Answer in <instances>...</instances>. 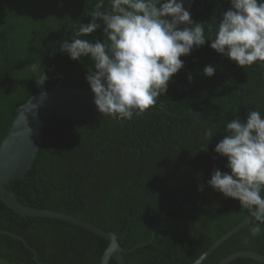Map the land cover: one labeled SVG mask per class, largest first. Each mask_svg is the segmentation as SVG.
<instances>
[{
	"label": "trees",
	"instance_id": "16d2710c",
	"mask_svg": "<svg viewBox=\"0 0 264 264\" xmlns=\"http://www.w3.org/2000/svg\"><path fill=\"white\" fill-rule=\"evenodd\" d=\"M98 2L101 11L111 10V0H0V143L16 111L34 96L59 84L91 89L86 76L94 70L92 58L74 60L61 44L74 38L108 43L99 19L95 32L76 36L80 24L91 22ZM231 7V0H195L190 19L204 23L205 43L180 57L182 68L150 106L169 113L134 109L131 119L105 115L92 125L51 119L26 180L9 183L8 190L26 207L67 214L119 237L132 219L129 235L119 240L125 250L151 241L154 231L166 226V211L183 200L191 207L169 212L167 229L124 259L126 264L196 263L250 216L238 200L208 183L214 170L231 174L228 158L215 147L228 135L231 120L245 123L252 110L264 119V61L242 68L210 47ZM208 65L215 69L211 77L203 72ZM260 195L264 198V186ZM255 224L260 233L253 236L249 229ZM0 231L24 239L44 264H100L109 248L104 238L80 227L20 217L2 201ZM243 251L264 256V222L251 221L203 264H219ZM33 257L23 242L0 235V264H37Z\"/></svg>",
	"mask_w": 264,
	"mask_h": 264
},
{
	"label": "clouds",
	"instance_id": "9594fccd",
	"mask_svg": "<svg viewBox=\"0 0 264 264\" xmlns=\"http://www.w3.org/2000/svg\"><path fill=\"white\" fill-rule=\"evenodd\" d=\"M231 5L210 47L242 68L264 61V2L231 0ZM103 7L102 2L94 6L91 22L80 24L76 36L95 32L100 28L99 19L108 43L74 38L71 43L64 41L61 51L74 60L92 58L94 70L86 80L99 112L131 119L134 109L143 113L166 92L170 77L183 66L180 57L188 55L193 46L204 45V23H194L176 0H111L110 11H101ZM214 71L212 65L203 70L209 77ZM45 79L44 75L43 82ZM225 131L228 135L216 145L215 152L228 158L231 174L214 170L208 183L238 200L255 221L264 222V198L260 195L264 186V119L252 110L245 123L233 119ZM249 231L253 236L259 234V224Z\"/></svg>",
	"mask_w": 264,
	"mask_h": 264
},
{
	"label": "water",
	"instance_id": "95a60500",
	"mask_svg": "<svg viewBox=\"0 0 264 264\" xmlns=\"http://www.w3.org/2000/svg\"><path fill=\"white\" fill-rule=\"evenodd\" d=\"M176 2L181 3L183 8L188 11L191 16L195 0H176ZM164 19L171 20L172 18L164 17ZM181 26L182 25H178V27ZM108 54L111 56L110 52ZM94 99L95 96L91 89L82 90L63 88L62 85L59 84L56 89L51 92L34 96L16 111L15 117L0 143V201L20 217L62 221L100 236L109 243V248L104 253L100 264H110L112 259L118 264H126L124 259L125 254H130L140 248L147 247L154 242L158 232L167 229L168 223L166 218L169 212L177 210L181 205L189 209L191 205L183 200L179 201L176 207L170 208L166 211L164 214L166 226L164 228H157L153 233L151 241L139 244L131 250H125L120 246L119 240L126 239L129 235L130 225L133 221L132 219L129 220L128 228L124 236L119 237L114 233L106 232L93 224L67 214L26 207L20 203L17 196L7 188V185L13 181L26 180L29 171L33 168L35 161L39 156L43 144L44 133L49 120L56 119L70 122H89L92 125L96 119L105 116L98 111ZM145 110L148 113H169L168 110L153 109L150 107ZM253 220L254 218L250 215L240 225L217 241L194 264H203L221 245L240 232ZM0 235H7L20 240L33 253L34 261L37 264H44L40 262L38 253L21 237L15 236L6 231H0ZM239 259H251L264 264V256L251 251L235 253L219 264H231Z\"/></svg>",
	"mask_w": 264,
	"mask_h": 264
}]
</instances>
